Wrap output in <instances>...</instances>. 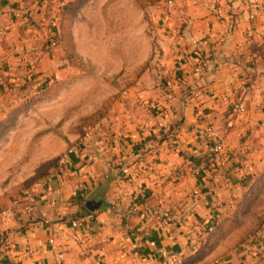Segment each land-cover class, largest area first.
<instances>
[{
	"label": "crops",
	"instance_id": "1",
	"mask_svg": "<svg viewBox=\"0 0 264 264\" xmlns=\"http://www.w3.org/2000/svg\"><path fill=\"white\" fill-rule=\"evenodd\" d=\"M67 1L0 0V125L9 124L13 90L27 97L31 88L29 72L14 78L9 70L29 68L41 57L48 33L54 39L69 21L62 11ZM77 1L70 34L85 27L96 0ZM165 6L152 32L157 45L139 50L132 42L128 69L147 62L146 71L132 77L127 99H117L105 138L84 150L69 139L66 149L76 151L41 177L33 211L0 219V264H157L159 249L172 256L171 264H264V219L249 227L252 234L238 250L227 247L225 236L213 245L201 238L199 252L184 255L201 243V228L220 222L240 202L248 175L264 163V0H172ZM132 19L139 25L138 9ZM233 101H242L244 110L235 112ZM214 142L219 155L211 150ZM66 149L44 151L41 160L64 156ZM199 164L206 175L194 171ZM92 195L104 202L101 209L85 207Z\"/></svg>",
	"mask_w": 264,
	"mask_h": 264
},
{
	"label": "rangeland",
	"instance_id": "2",
	"mask_svg": "<svg viewBox=\"0 0 264 264\" xmlns=\"http://www.w3.org/2000/svg\"><path fill=\"white\" fill-rule=\"evenodd\" d=\"M166 2L96 0L88 7L83 29L77 28L70 34L72 19L68 17L69 21L63 27L60 25L54 36L59 39L58 45L51 46L50 37L54 34L48 33L45 41L49 40V44L44 46L42 58L35 55L38 58L31 60L29 68L9 70L14 78L29 72L32 78L31 88L26 89L30 93L27 96L42 92L46 98L36 100L28 108L24 103L27 97L19 89L13 90L11 114L7 116L9 124L0 125V210L18 209L23 205L24 193L35 191V183L40 182L45 171L42 152H61L72 141L84 150L94 140L105 138L107 125L110 129L115 122L117 99L126 97L133 85L132 77L146 71L147 62L132 72L128 69L133 62L132 42L138 43L139 50L147 49L150 44L154 46L152 32L155 29L157 33ZM137 9L139 25L132 19ZM32 40L28 45L35 44L34 37ZM3 57L1 61L6 63ZM143 83L147 85L144 80ZM89 132L86 141L84 136ZM69 139L73 140L69 143ZM248 177V182L242 185L247 191L237 195L240 202L229 213H223L212 230L206 225L201 228L198 241L207 239V245H213L225 236V240L230 239L226 241L227 247L238 250L251 233L249 227L262 222L264 163ZM195 244L184 255L198 253L202 242H197V248Z\"/></svg>",
	"mask_w": 264,
	"mask_h": 264
},
{
	"label": "built area",
	"instance_id": "3",
	"mask_svg": "<svg viewBox=\"0 0 264 264\" xmlns=\"http://www.w3.org/2000/svg\"><path fill=\"white\" fill-rule=\"evenodd\" d=\"M249 4L254 5L256 3V0H247ZM172 3V0H167L166 4L170 5ZM254 15V13H252L251 17ZM51 46L55 45L54 40H51ZM195 71L199 72L200 71V66H196L195 67ZM230 105H232V109L235 112H242L244 110V103L242 101H233L230 103ZM86 136L88 137L89 134L87 133ZM76 151V148H69L66 152V154L64 156H62L59 160H58V166L61 167L67 159V156L69 153H71L72 151ZM77 150H78V146H77ZM211 150L214 153H217L218 155L221 153V146L219 142H214L213 145L211 146ZM194 171L196 173H200L203 175H206L208 173V168L206 167L205 164H199L194 168ZM35 186H38V183L35 184ZM196 193V192H195ZM24 202L23 205L21 207H18V209H13V208H8L3 210L2 212H0V219L2 221H11L15 218L16 214L19 213H31L34 209V207L37 204V196L33 193V192H25L24 193ZM72 225H77L78 222L77 220H70ZM48 223V221H46ZM212 226L209 225L207 227V229L210 231L212 230ZM50 243H52V240H49ZM194 246H191V249H193ZM190 248H188L187 250H189ZM159 255L162 258V262L164 264H171L173 262V258L172 256H170L169 254H167V252L163 249H159ZM59 257L61 258L62 255L59 254Z\"/></svg>",
	"mask_w": 264,
	"mask_h": 264
},
{
	"label": "trees",
	"instance_id": "4",
	"mask_svg": "<svg viewBox=\"0 0 264 264\" xmlns=\"http://www.w3.org/2000/svg\"><path fill=\"white\" fill-rule=\"evenodd\" d=\"M78 7H79V4H78V1L77 0H70V1H67L66 3H64L63 4V6H62V11H64V10H68V16L69 17H71V16H74V14H75V11L78 9ZM63 15V14H62ZM62 15L60 16V21H62ZM52 38V37H51ZM52 40H54V42H55V45L54 46H56V45H58L60 42H59V39H53L52 38ZM49 44V43H48ZM145 64V63H144ZM31 83V80H29V79H27L26 81H25V84L27 85V84H30ZM43 98H46L45 97V95H44V93H35L34 95H31L30 97H28L27 96V98L25 99V105L27 106V107H30V105L31 104H33L36 100H38V99H43ZM62 156H59V157H56V158H54V159H51V160H49V161H47V162H45L44 163V166H45V171H44V173H43V175L42 176H45L46 174H48V172H49V170H50V168H51V166L52 165H54V164H56V162H58V160L61 158ZM34 178V177H33ZM36 183H38V182H36ZM35 183V184H36ZM3 210H0V212H2ZM264 219V218H263ZM263 219H262V221H263ZM209 226V225H208ZM212 227H214V224L213 225H211ZM196 245H197V243L195 244V248H197L196 247Z\"/></svg>",
	"mask_w": 264,
	"mask_h": 264
},
{
	"label": "water",
	"instance_id": "5",
	"mask_svg": "<svg viewBox=\"0 0 264 264\" xmlns=\"http://www.w3.org/2000/svg\"><path fill=\"white\" fill-rule=\"evenodd\" d=\"M84 205L90 211H95L97 209H101L104 206V202L98 195H92L84 199Z\"/></svg>",
	"mask_w": 264,
	"mask_h": 264
}]
</instances>
